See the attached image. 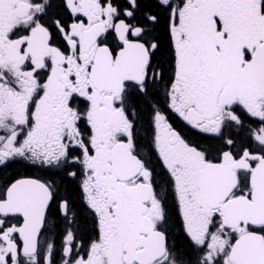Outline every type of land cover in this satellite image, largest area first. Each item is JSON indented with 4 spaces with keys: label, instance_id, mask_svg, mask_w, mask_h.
Listing matches in <instances>:
<instances>
[{
    "label": "snow or ice",
    "instance_id": "snow-or-ice-1",
    "mask_svg": "<svg viewBox=\"0 0 264 264\" xmlns=\"http://www.w3.org/2000/svg\"><path fill=\"white\" fill-rule=\"evenodd\" d=\"M0 264H264V0H0Z\"/></svg>",
    "mask_w": 264,
    "mask_h": 264
}]
</instances>
